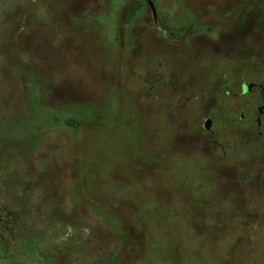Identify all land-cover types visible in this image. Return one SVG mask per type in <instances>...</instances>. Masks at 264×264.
Returning <instances> with one entry per match:
<instances>
[{
	"label": "rangeland",
	"instance_id": "rangeland-1",
	"mask_svg": "<svg viewBox=\"0 0 264 264\" xmlns=\"http://www.w3.org/2000/svg\"><path fill=\"white\" fill-rule=\"evenodd\" d=\"M153 3L0 0V264H264V0Z\"/></svg>",
	"mask_w": 264,
	"mask_h": 264
},
{
	"label": "flooded vegetation",
	"instance_id": "flooded-vegetation-1",
	"mask_svg": "<svg viewBox=\"0 0 264 264\" xmlns=\"http://www.w3.org/2000/svg\"><path fill=\"white\" fill-rule=\"evenodd\" d=\"M154 20H155V19H154ZM261 93L263 94V92H261ZM263 101H264V100H263ZM263 101H262V105H263ZM262 105H260V106H262ZM260 106L257 107V114H258V116L256 117V123H257V126H258V127L261 125L260 123L262 122V121L259 120V117H260V119H261V116H262V115H260V114L258 113V108H259ZM263 113H264V111H263ZM2 118H3V116L0 117V143L3 144V142L1 141L2 138H3V136H6V137H7L6 140H10L9 138H10V136H12V135H11L12 133L9 134L8 129H5V128L2 127V125H1V119H2ZM15 118H17V117H12V118H11V117H8V118H7L8 120L10 119V124H11V125H10V129H9V130H10L11 132H12V127H11V126H12V122H14L13 120H15ZM207 118H209V117H207ZM207 118H206V119H207ZM206 119H205V120H206ZM205 120H204V121H205ZM26 123H27V121H26ZM259 124H260V125H259ZM203 129H204V123H203ZM204 130H205V129H204ZM8 134H9V135H8ZM11 139H12V138H11ZM11 142H12V141H11ZM11 142H9V143H11ZM2 144H1V145H2ZM29 153H32V152H29ZM0 156H1V158H2V157H4V156H6V155H5V153L2 152V154H1ZM6 181H7V177L4 178V181H2V179H1V180H0V183H1V184H2L3 182L7 183ZM5 193L8 194L9 196H11V195L14 196L12 193H7V191H6ZM1 194H3V193L1 192V189H0V195H1ZM4 195H5V194H4ZM5 196H7V195H5ZM0 209H2V208H1V204H0ZM2 219H4V215H2V212L0 211V248H1V246L3 247V241H4V240H3V233H2V227H3V225L1 224V220H2ZM25 220H26V219H25ZM26 221H27V220H26ZM6 222H7V221H6ZM6 226H7V225H6ZM8 226H9V225H8ZM10 227H11V226H10ZM15 227H28V226H26V224H21V226L17 224ZM44 227H45V226H44ZM6 230H7V233H11V231L13 232V229H9V227H8ZM7 233H6V234H7Z\"/></svg>",
	"mask_w": 264,
	"mask_h": 264
},
{
	"label": "water",
	"instance_id": "water-1",
	"mask_svg": "<svg viewBox=\"0 0 264 264\" xmlns=\"http://www.w3.org/2000/svg\"><path fill=\"white\" fill-rule=\"evenodd\" d=\"M146 1H147L148 5L150 6L151 10L154 11L155 14H153V15L156 16V9H155V5H154L153 1L152 0H146ZM255 86H256L255 84H250V85L248 84V85L245 86V88L248 89V90H252ZM263 111H264V103H263L262 106H260L258 108V113L260 115H262L263 114ZM259 120H260V117H259ZM211 126H212V120L210 118H207L204 121V129L205 130H210Z\"/></svg>",
	"mask_w": 264,
	"mask_h": 264
},
{
	"label": "trees",
	"instance_id": "trees-1",
	"mask_svg": "<svg viewBox=\"0 0 264 264\" xmlns=\"http://www.w3.org/2000/svg\"><path fill=\"white\" fill-rule=\"evenodd\" d=\"M152 1H154V0H152ZM139 7H140V4L138 3V1L130 6V8L128 9L127 15H126V21L132 19L136 15ZM183 29L184 28H181L180 30H183ZM68 122L75 125V126H80V124H81V121L79 119H74V118L68 120Z\"/></svg>",
	"mask_w": 264,
	"mask_h": 264
}]
</instances>
